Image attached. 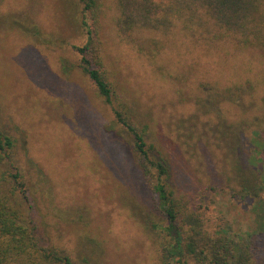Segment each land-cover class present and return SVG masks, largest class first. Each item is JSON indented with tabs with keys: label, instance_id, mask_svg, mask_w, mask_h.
Returning a JSON list of instances; mask_svg holds the SVG:
<instances>
[{
	"label": "rangeland",
	"instance_id": "1",
	"mask_svg": "<svg viewBox=\"0 0 264 264\" xmlns=\"http://www.w3.org/2000/svg\"><path fill=\"white\" fill-rule=\"evenodd\" d=\"M103 7L98 37L113 105L144 129L175 194L206 208L210 228L260 232L264 204L254 210L257 199L238 191L264 173L263 52L178 32L122 40L111 0ZM84 21L78 0H0V130L15 140L29 187L24 214L39 243L65 248L73 264H156L157 198L132 135L78 67Z\"/></svg>",
	"mask_w": 264,
	"mask_h": 264
},
{
	"label": "trees",
	"instance_id": "2",
	"mask_svg": "<svg viewBox=\"0 0 264 264\" xmlns=\"http://www.w3.org/2000/svg\"><path fill=\"white\" fill-rule=\"evenodd\" d=\"M82 5L88 40L75 46L78 67L94 84L105 103L112 105L115 119L131 135L136 166L155 194L161 212V240L156 264H256L264 253V222L260 232L236 233L229 224L213 228L202 205L175 194L167 163L151 156L144 129L131 115L113 105L114 85L104 68L98 37L104 0H78ZM116 15L115 30L122 40L133 41V33L155 31L163 35L178 32L196 44L230 41L238 48L258 49L264 54V0H111ZM34 35L37 37V33ZM15 140L0 130V264H73L69 252L54 244L42 245L32 221L24 214L29 187L17 165ZM232 189V188H230ZM264 191V173L258 184L242 186L241 197L257 199ZM31 205V204H30ZM24 207V208H23ZM30 207V206H29ZM27 207V209L29 208ZM152 227L156 228V224Z\"/></svg>",
	"mask_w": 264,
	"mask_h": 264
}]
</instances>
